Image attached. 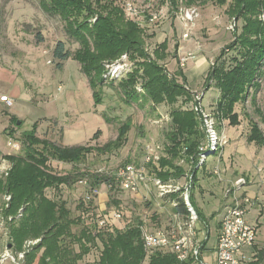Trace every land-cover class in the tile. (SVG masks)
<instances>
[{"label": "trees", "instance_id": "1", "mask_svg": "<svg viewBox=\"0 0 264 264\" xmlns=\"http://www.w3.org/2000/svg\"><path fill=\"white\" fill-rule=\"evenodd\" d=\"M161 2L175 9L180 4L185 7L206 2L227 5V14L236 21H242L240 33H235L230 43L219 52L205 81L207 89L212 85L218 91L216 120L227 121L231 127L238 126L235 106L244 104L250 94L260 89L259 80L264 74V22L260 20L264 14V0H231L230 3L226 0ZM38 4L43 13L61 20L66 37L77 45L71 52L63 41L55 44L52 57L57 68L60 69L68 59L75 60L95 100L100 101L103 88H110L109 80L102 76V64L117 60L124 54L128 55L134 66L131 74L118 80L117 88L125 101L173 106L179 98L188 96L190 91L184 83L180 84L160 64L167 58V41H163L149 54L144 46V30L135 22L126 20L111 0H38ZM35 38L37 44L43 41L41 35L37 34ZM178 73L183 78L180 70ZM138 79L142 81V95L134 89ZM170 124L171 130L166 135L169 143L166 156L156 164H150L148 173L161 180L182 178L185 171L175 161L188 156L193 164L194 184L198 148L205 134L200 129L197 117L189 111L172 110ZM249 124L247 143L263 146L262 131L251 120ZM130 129V120L124 121L117 129L116 138L102 147H64L37 138L34 126L32 131L22 135L20 152L4 156L10 168L7 175L0 178V214L8 229L10 250L15 254L25 252L24 264H33L39 252L41 255L37 264H194L191 259L179 262L168 250L147 251L142 240L143 231L154 232L156 228L151 229L149 223L140 219L121 225L123 215L119 210L116 211L120 215L117 220L113 219L114 213H111V217L100 213L96 198L89 202L83 198L88 188L83 190L77 200L75 217L66 202L55 195L60 187H67L71 183L78 185V181L89 176L90 187L99 188L103 185L109 201L118 204L120 191L107 189V179L95 172L90 175L84 173L82 163L90 154L110 155L121 149L127 142ZM99 133L97 131L92 140H96ZM52 161L69 165L62 169L75 170V173H57ZM75 177L76 180L73 179ZM47 190H52V197L47 196ZM6 196L10 198L8 202L3 200ZM169 197L177 203L172 212L186 215L187 211L178 195ZM190 201L193 206L191 197ZM101 220L105 225H99ZM116 221L120 222L119 225ZM34 241L38 242L23 250L25 243Z\"/></svg>", "mask_w": 264, "mask_h": 264}, {"label": "rangeland", "instance_id": "2", "mask_svg": "<svg viewBox=\"0 0 264 264\" xmlns=\"http://www.w3.org/2000/svg\"><path fill=\"white\" fill-rule=\"evenodd\" d=\"M101 1L104 2V0ZM111 1L114 6L121 10L126 20L135 22L144 30V46L149 54H152L157 46L162 43V40L160 38L152 39L150 32H147L143 25L148 23L154 25V27L156 26L155 28L159 34L160 28L165 27L168 30L167 58L160 64L164 65L167 72L170 75H174L180 84L184 83L185 88L190 91L188 96L179 98L178 102L173 106L165 104L152 105L149 102L145 104H141V102L129 103L125 101L118 91V80L131 74L134 66L128 59V55L124 54L117 60L102 64V76L108 73V68L111 64L117 66L122 62L125 65H119L121 67H118L119 70L117 69L118 71L113 76L114 81H111L113 79H109L110 77L106 76L108 77V87L110 88H103V93L105 92L106 95L102 94L100 101L95 100L85 76L78 68V63L73 59H68L62 68L58 69L56 61L52 57L53 48L58 41H63L66 49L71 52L77 48V45L66 37L61 20L57 16H48L43 13L39 8L38 0H0V31L2 33L1 42L4 46L3 51L4 53L7 51L5 56L9 58V53L13 54L11 57L18 61L23 57L16 49L18 43L31 49L35 48V44L37 46L33 51L34 54L24 55L25 59L34 64L30 67L27 65H25V68L22 67L21 72L27 76L25 80H27L31 90L28 89V91L22 93L21 101L35 98L41 100V97L47 98L50 96L52 102L57 106L56 111L58 113V123H52V129H63V144L67 145L83 144L93 138L97 131H100L95 141L91 140L84 146L102 147L106 142L113 141L116 138L117 129L121 123L130 120L131 129L127 135V142L121 149L110 155L95 156L93 153L88 155L83 161L82 170L90 175L99 169L112 170L123 163L136 164L135 162L144 155L146 146L155 148L158 158L165 157L166 148L169 144L166 135L171 130V111L177 109L184 112H192L197 117L202 130L203 116L202 113L194 110L195 96L193 94H203L201 101L203 113L211 114L216 121V127L220 130L222 129L227 137V144L221 157L208 155L204 167H200L198 171L200 173L203 169H212L214 167L219 170V176L212 173L208 176L206 175L210 181H216V188L203 184L200 189L201 194L204 193L206 196L208 191L212 190L210 191L213 194L212 199L216 200L215 210L217 211H215V215L222 208L217 206V201L220 202L224 193L229 189L224 182L225 177L230 179L240 175L250 177L258 173L264 176V145L257 146L246 141L250 131V120L257 124L264 136V74L259 80L260 89L252 95L250 94L244 104L235 106L239 119L238 126L231 127L227 121L220 122L216 120L214 104L218 98V91L212 85L208 89L205 87L206 75L210 66L215 58L218 57L219 52L230 43L233 35L240 33L242 21H236L227 14V5L219 6L212 2L197 3L191 7H185L180 4L176 9L165 5L164 9H162V0H157L156 5L153 0H137L136 2L134 0ZM226 1L230 3L231 0ZM129 2L140 11H144L148 6L151 7L153 12L163 10L162 15L153 23L149 22V14L144 13L135 18L130 17L124 11V5ZM189 9H195L197 16L192 23L190 39L183 40L181 27L183 23L180 20L183 18L185 10ZM263 17L264 14L260 17V20L264 22ZM175 19H178L176 23ZM234 24L236 26L231 30L230 26ZM22 31L26 32L25 36L20 34ZM37 34L41 35L43 39L40 44L36 42L35 35ZM181 59L186 60L182 66ZM179 70L182 72L183 78L180 77ZM262 71L264 73V67ZM141 83L142 81L138 79L134 87L135 91L140 95L144 93ZM58 85H63V93L57 92ZM196 87H199V89L192 91L191 88ZM15 108L22 116L30 117L35 115L38 117L42 114H47V108L41 104L32 103L31 106L19 102ZM19 123L21 131L33 129V123L25 117H21ZM42 128H46L44 124ZM13 139L20 144L23 141L21 135H16ZM203 142H205V139ZM0 143L6 145L2 129H0ZM189 158L186 156L175 161L177 165L183 167L187 175H191L193 171V164L190 163ZM54 168L59 174L75 173V170L62 169V166L56 164H54ZM153 178L156 179V177ZM73 179L76 180V177ZM169 179L172 181V178ZM168 180L162 181L167 182ZM184 181L182 179L180 183L182 184ZM221 182L223 183L221 184ZM193 189L194 185L191 194ZM83 190L82 186L71 183L67 187H60L55 192L57 198L66 202L73 217L77 215V200ZM150 190L151 192H145L141 189L137 198H131L128 193L119 192L120 200L118 204H114L106 197V190L102 185V187H99V193H105V195H99L96 200L97 209L100 213H106L110 217L111 213L113 214L119 210L123 215L121 225L128 221L134 222L140 219L144 223L148 222L155 225L152 228L160 227L161 221H165L166 224L170 208L167 203H162L157 198L156 187L151 186ZM197 192L196 189L195 193L197 194ZM46 194L52 197V190H47ZM197 198L199 199L198 196ZM113 219L115 218L113 217ZM119 221L115 223L119 225ZM28 245L32 247L35 244L27 242L23 250H27L29 248Z\"/></svg>", "mask_w": 264, "mask_h": 264}, {"label": "built area", "instance_id": "3", "mask_svg": "<svg viewBox=\"0 0 264 264\" xmlns=\"http://www.w3.org/2000/svg\"><path fill=\"white\" fill-rule=\"evenodd\" d=\"M125 13L130 17H138L142 14H149V22H156L162 15V11L153 12L151 7L148 6L144 11H140L132 3L124 5ZM197 16L195 9L185 10L183 18L180 20L183 23L182 39L189 40L191 37L194 18ZM264 18V17H263ZM236 24L231 25L230 29L233 30ZM181 59V66L185 62ZM111 64L108 68V73L103 77L107 79H114L113 76L119 70V65ZM125 65V64H124ZM118 69V70H117ZM108 76V77H106ZM195 106L194 110L202 113L203 125L202 130L205 134V142L198 148L197 165L194 167L198 170L203 167L208 155H216L221 157L224 147L227 144V137L222 129L216 127V121L211 114H204L201 105L203 94L195 93ZM0 102L5 103L6 107L12 106V100L6 96L0 97ZM6 148L12 152H19L21 144L14 141L13 138H8ZM158 149V148H157ZM142 162L139 164L123 163L118 165L112 170L99 169L95 172L99 177L107 179L106 188L110 190H118L128 194H139L141 189L147 190L148 185L156 187L157 198L163 203H167L171 209L168 224L165 228H159L154 232L143 231L142 240L144 247L147 251L152 252L155 250H168L170 251L179 262H186L189 259L197 264H203L199 261L200 246L196 237V230L199 223L198 215L194 210L190 197L193 188V174L186 175L185 181L181 184L178 179H169L167 182L158 178H152L148 173V166L156 164L160 158L156 155V150L153 147L146 146ZM192 159V158H191ZM8 169H4L3 176L7 175ZM212 174L219 176L218 168H212ZM90 177L85 176L78 185L84 189L88 188L83 195L86 202L91 201L93 198L98 197L99 188L90 187ZM242 179H238L234 183V187L226 191V196L232 198L231 205L227 206L221 215L219 221V231L217 237V245L215 248V258L213 264H243V251L246 248H252L256 238V227L249 224L246 220L247 206L250 204V199L238 196V186L243 183ZM177 194L182 200L186 215L172 212V209L177 207L174 200H170V195ZM9 196L4 197V201L8 202ZM115 219H120L118 213H114ZM100 226L105 225L104 221L99 222ZM36 243L38 241H35ZM29 244H36L28 242ZM30 245H28L29 247ZM25 252L17 253L14 256L5 253L1 257V261L9 259L13 264H22Z\"/></svg>", "mask_w": 264, "mask_h": 264}, {"label": "crops", "instance_id": "4", "mask_svg": "<svg viewBox=\"0 0 264 264\" xmlns=\"http://www.w3.org/2000/svg\"><path fill=\"white\" fill-rule=\"evenodd\" d=\"M137 0H134L136 2ZM156 2L157 0H153ZM168 5V4H166ZM164 6L162 4L161 8L164 9ZM169 6V5H168ZM163 11V10H162ZM178 19H175V23ZM164 23V22H163ZM145 30L147 32H150L152 39L160 38V40L167 41L168 44V30L164 28H160L159 32L156 30V26L150 25L146 23L143 25ZM155 28V29H153ZM21 35L25 36L26 32L22 31L20 33ZM2 33L0 31V97L6 96L9 99L12 100V106L6 107L5 103L0 102V129H2V135L4 136L6 142L8 138L13 137L15 138L16 135H23L24 133H28L32 131L33 129H30L29 131H21L19 128V119L21 117H25L26 119L30 120L33 123V127L35 126V136L39 139H45L56 146H64V147H73V146H84L86 143L92 140H88L85 143H80L76 145H67L63 144V129H52V123L57 124L58 123V113L56 111L57 106L54 102H52L51 97L47 98H40L41 100L35 98V99H29L28 101H21L22 93L24 91H28V89L31 90V87L28 85L27 80H25V77H27L24 73L22 74V67L25 68V65L31 66L32 62L25 59L24 55L26 54H34V49H36V44L34 45L35 48L31 49L28 46H25L22 44L16 45V49H18V52L23 56L20 60H15L9 53V58L5 56L7 51L4 53L3 49L4 46L1 42ZM186 44V43H185ZM19 46V47H18ZM15 47V45H14ZM181 49V48H180ZM24 58V59H23ZM65 61L62 66L66 63ZM61 66V68H62ZM201 67V65H200ZM78 68L80 69V66L78 65ZM85 80L88 84V81L85 77ZM59 87V88H58ZM57 92L63 93L64 87L63 85H58ZM206 87V86H205ZM192 91L199 89V87L191 88ZM215 89V88H214ZM216 90V89H215ZM103 94L106 95L104 92ZM19 102H22L26 105L36 104V105H43L47 108V114H42L41 116H22L19 114L18 110H16V106ZM216 103V102H215ZM215 105V104H214ZM19 123V124H17ZM46 128H42V126ZM23 138V136H22ZM95 141V140H92ZM23 141H21L22 143ZM17 153H13L12 151H9L5 145H2L0 143V178L3 176L2 172L4 169L10 168L9 161L5 159L4 156L7 155H15ZM164 157V156H163ZM143 156L136 161V164H139L142 162ZM224 162V160H223ZM52 164L60 165L62 167H69V165L62 164L56 161H52ZM179 166V165H178ZM204 167V166H203ZM198 170H195V182H194V189L191 194V199L193 202V208L200 216H198L199 223L196 230V237L199 242L200 246V255H199V261L203 264H213L214 258H215V248L217 245V237H218V231H219V221L221 218V215L223 213V210L231 205L232 198L226 196V192L224 193L223 199L218 202L217 206L222 207L218 213H215L216 208V200L214 201L213 194L210 192L212 190H207L208 194L207 196L203 193L201 194V187L203 184L205 186L216 188V181H210L207 176L212 173V169H203L200 173H198ZM186 173L184 177L178 178V180L181 182V180L185 179ZM207 175V176H206ZM150 177H154L151 174H149ZM229 177L224 178V182L229 187V189L234 187V183L238 179H242L244 182L241 183L238 186V196L239 197H246L250 199V204L247 206V213H246V220L249 224L256 227V238L255 243L252 248H246L243 251V264H264V176L260 173L251 175L248 177L247 175L243 176H237L232 179H228ZM219 183V182H218ZM223 182H221L222 184ZM151 185H148V189L143 191L145 192H151ZM197 189V194L195 193V190ZM99 195H105L98 194L97 199L99 198ZM131 198H137L139 194H129ZM199 197V199L197 198ZM206 196V197H205ZM107 197V194H106ZM217 198V197H215ZM3 199V198H2ZM4 200V199H3ZM200 201V202H199ZM162 202V201H161ZM163 203V202H162ZM170 208V207H169ZM1 211V210H0ZM171 211V209H170ZM197 214V215H198ZM148 223V222H147ZM150 224V223H149ZM152 224V223H151ZM149 225L151 226V229L155 225ZM168 224V219L166 221L160 222V227H156V230L159 228H165ZM8 253L15 257V253L8 248V229L5 223L2 222L1 214H0V264H13L9 259H5L1 261V257ZM41 255V252L37 254V259ZM37 259L34 261L33 264H37ZM194 264H197L193 261ZM24 264V262H22Z\"/></svg>", "mask_w": 264, "mask_h": 264}, {"label": "water", "instance_id": "5", "mask_svg": "<svg viewBox=\"0 0 264 264\" xmlns=\"http://www.w3.org/2000/svg\"><path fill=\"white\" fill-rule=\"evenodd\" d=\"M17 124H19V123H17ZM8 248L10 249L11 248V245H8Z\"/></svg>", "mask_w": 264, "mask_h": 264}]
</instances>
